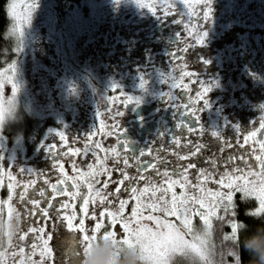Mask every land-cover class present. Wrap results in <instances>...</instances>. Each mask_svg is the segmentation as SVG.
I'll return each mask as SVG.
<instances>
[{"label": "flooded vegetation", "instance_id": "1", "mask_svg": "<svg viewBox=\"0 0 264 264\" xmlns=\"http://www.w3.org/2000/svg\"><path fill=\"white\" fill-rule=\"evenodd\" d=\"M141 3L151 5L155 12L139 5L125 9L119 0L118 29L104 28L93 47L78 45L71 55L63 53L67 67L75 76L66 106L44 115L33 114L22 106L24 109H18L19 119H13L17 126L11 128L3 111L0 118V264L25 262L29 257L40 264V252L49 237L51 251L43 262L83 264L91 247L85 255L87 245L82 239L85 233L70 232L63 217H73L75 229L80 228L83 219L85 227V222L88 224L91 220L92 204L90 201L87 205L86 214L81 211L83 198L88 195L84 183L80 184L79 195L69 196L52 190V185L65 178L60 166L71 178L89 171L92 165L100 172L94 178L100 183L94 187L102 188L103 182L109 181L105 193H111L116 203L127 200L126 210L139 207L142 214L145 209L140 205L147 201L151 191L137 205L131 198V187L142 189L155 185L161 189L157 195L165 196L163 208L172 209V193L162 191L167 187V178L162 173L168 171L171 179H180L183 170L194 164L196 167L188 170L190 183L186 187L177 184L172 189L177 196L175 211L183 210L179 207L182 193L183 197H190L185 199V207L193 225L196 224L192 220L194 212L205 209L193 203L192 197L204 198L207 209L211 199L207 195L209 189L226 191L216 182L226 173L246 177L249 172L260 173L256 156L261 154L260 141H264V129L260 128L264 117V0H208L206 5L203 0H142ZM205 6L210 8L207 18L203 16ZM202 31L206 33L204 42L196 44L195 37ZM184 72L192 75L184 76ZM141 78L147 81L143 88ZM173 83L180 86L173 87ZM112 84L118 85L119 90H114ZM201 84L209 87L203 99L196 95L202 91ZM75 89L80 91L76 95L73 94ZM128 97L133 99L126 103ZM184 105H191V109H185ZM189 110H193L194 115L185 113ZM117 111L123 112V116L117 117ZM182 120L193 126L192 133L177 127ZM114 124L120 125L122 136L112 127ZM110 130L116 134L108 135ZM63 131L65 140L56 135ZM252 132L256 134L250 135ZM17 140L20 141L19 152L10 149ZM124 140H127L128 150L122 146ZM95 142L100 143V149L95 147ZM46 145H55L51 153ZM197 145L204 147L198 155L191 156ZM77 150L83 154L79 165L74 164L72 158V152ZM141 151L145 155L137 163L135 157H139ZM11 153L18 156L11 158ZM181 156L188 158L179 159ZM145 162L155 164L156 168H142ZM26 166L34 167L33 171L25 170ZM201 169L207 170L209 178L197 188L200 181L196 177ZM124 175L134 179L125 180L121 186L119 181ZM141 176L146 179L141 180ZM256 177L260 178L259 175L252 178ZM73 182L68 179L58 187L75 193L77 189L71 187ZM9 183L13 185L11 190ZM25 186L27 194L21 202L20 194L25 192ZM117 188L121 189L118 194ZM41 190H47V195L41 196ZM33 199L41 201L39 210L31 204ZM49 204L52 207L49 208ZM45 210L47 216L43 215ZM110 210L116 213L114 225L109 217L100 216L104 210L91 220L90 237H96L91 245L98 241L106 245L109 241L111 245L114 243L113 259L117 262L118 233L119 237L126 235L115 202ZM129 211L123 213V217L128 216ZM229 212L215 209V215L206 224L211 229H229L233 222L227 216ZM229 219L232 220L228 222ZM172 220L179 222L176 216H172ZM98 222L102 227L93 231ZM110 231L115 232V238L104 239V234ZM20 236L26 238L21 240ZM73 236L77 237L76 254L70 261V245L65 241Z\"/></svg>", "mask_w": 264, "mask_h": 264}, {"label": "rangeland", "instance_id": "2", "mask_svg": "<svg viewBox=\"0 0 264 264\" xmlns=\"http://www.w3.org/2000/svg\"><path fill=\"white\" fill-rule=\"evenodd\" d=\"M118 1L119 0H86L84 5L86 14L79 10L71 13L70 16H65L63 22L59 25L56 18L55 8L50 0H9L7 6V13L9 17L8 36L12 40L13 58L2 68H0V101L4 106L5 121L10 124V128L17 126L13 121L19 119V110L26 109L33 112V114H51L55 112L58 107L67 105L68 94L70 93L75 77L69 68L63 53L68 52L71 55L78 45H88L93 47L95 39L98 37L104 28L105 29H118ZM142 0H140L141 2ZM15 3L16 19L13 20L9 14V7ZM138 4L136 0H122V8L131 9L136 8ZM90 62V59H86ZM111 79V78H110ZM110 79L108 82H110ZM69 82H71L69 84ZM16 85V90L13 92L12 85ZM80 91L74 90L73 94L76 95ZM55 93V96L54 94ZM23 104V105H21ZM59 105V106H57ZM24 108H23V107ZM31 112H29L31 114ZM7 119V120H6ZM11 122V123H10ZM68 130L65 132L67 133ZM64 133V131H63ZM21 138V136L19 137ZM12 151L19 152L20 141H14L10 146ZM18 153H11V158H15ZM74 164L79 165L83 162L82 152H72ZM29 166V165H28ZM25 167L27 171H33V168ZM18 173V171H17ZM260 178H252L253 181H259ZM106 194V193H105ZM107 195V194H106ZM95 197V194L93 195ZM156 197L147 196L145 202L141 205L142 209L148 210L151 215L155 214L162 224L172 223L177 228L190 232L186 237L191 240L192 237H197L196 248L185 245L183 248L190 249L191 253L180 252V249L169 252L166 256V264H217L218 255L211 257L217 249L214 242V233L205 222L201 224L199 215H192V220L196 222L188 225L187 229L183 228V221L188 214V209L185 207L186 198L183 197L184 203L179 207L183 208L182 211L176 209L175 214L169 215L165 210L163 201ZM251 200L255 205L258 201L254 198L245 197ZM112 202H115L116 208H119V201L116 203L114 198L109 196ZM181 200V199H180ZM179 200V202H180ZM156 203L158 206L155 209L149 208L147 205ZM160 203V204H158ZM92 204V214L96 218L99 211H111L109 203L101 204L99 198H95ZM206 210V208H205ZM129 210H124L128 212ZM114 212V211H113ZM201 212L200 210L194 213ZM179 213V215H176ZM229 217L233 215L231 211L228 213ZM132 213L124 219V224L129 221ZM172 216L178 217L179 222L172 220ZM188 217V216H187ZM85 222L84 233L90 236L91 226ZM240 224L239 222L235 221ZM136 223L131 222L130 227H135ZM157 228L156 222L152 230ZM124 229V228H123ZM124 231V235L128 233ZM239 231V228H238ZM231 227L225 232V237H230ZM120 233H118V237ZM236 238L234 237V240ZM151 243L146 238L139 239L134 246L124 247V244L118 243V251L125 248L133 253L145 256L148 261L153 258L148 251V244ZM137 244V245H136ZM114 245V243H113ZM112 245V246H113ZM227 246V258L234 257L235 242L231 239ZM123 247V248H122ZM92 248V245H91ZM124 249V250H125ZM123 251V250H122ZM199 256L201 258H199ZM236 256V255H235ZM205 258V259H204ZM35 258H27L26 261H15L14 264H37ZM41 264V263H40ZM43 264H50L43 262ZM110 264H118L114 259ZM234 264V263H232Z\"/></svg>", "mask_w": 264, "mask_h": 264}, {"label": "snow or ice", "instance_id": "3", "mask_svg": "<svg viewBox=\"0 0 264 264\" xmlns=\"http://www.w3.org/2000/svg\"><path fill=\"white\" fill-rule=\"evenodd\" d=\"M185 2H187V0H185ZM208 2V0H203V3L206 5V3ZM136 3L140 6V7H149L152 8L151 5H145L143 3L140 2V0H136ZM15 8L16 5L15 3H12L9 7V14L11 15L12 19L15 20L16 19V14H15ZM153 12H155V9L152 8ZM210 15V8L206 7L204 8L203 11V16L205 18H207ZM178 23V22H177ZM206 33H204L203 31L201 33H199L196 37H195V43L196 44H202L204 42V37H205ZM187 51V49L185 50ZM207 62V61H205ZM182 75L184 76H191L192 73L190 72H184ZM147 83L146 80H144L143 78H141L140 81V87L143 88L145 86V84ZM180 84L179 83H173V87H179ZM111 87L114 90H119L118 85L116 84H112ZM185 88H187V85H184ZM13 88V92H15L16 90V85L13 84L12 85ZM201 88L202 91H199L196 93L197 97H200L201 99L204 98V96L207 94V92L209 91V87L208 86H204L203 84H201ZM164 95H166L164 93ZM133 98L132 97H128L126 100V103L131 101ZM139 101L137 100V103ZM204 103L205 105L207 104V101L204 99ZM185 109H191V105H184L183 106ZM3 111H4V106L2 101H0V118H2L3 115ZM186 114L194 115V111L193 110H189L185 112ZM185 113H180V115H183ZM123 112L117 111L116 112V116H123ZM114 129H116L119 132V135H121V133L123 131H119L120 129V125L119 124H114L112 126ZM178 128L180 129H187V131L189 133H192L194 131L193 126H190L188 123H186L185 121H181V123H179L177 125ZM260 128L264 129V117H262L261 123H260ZM108 135H113L116 134L113 131H109L107 133ZM255 132H252L250 135H255ZM57 136L60 137L61 140H65V136L63 132H57L56 133ZM213 135H217L216 132H213ZM122 136V135H121ZM249 137H244L245 141H247ZM177 144H179V140L176 141ZM119 143V141H118ZM122 146L127 149V140H124L122 142ZM47 147V151L49 153H51L52 149L55 147V145H46ZM95 147L97 149L101 148V145L99 142H95ZM204 147V145H197L196 146V151H193L191 153V156H196L198 155L199 151ZM128 150V149H127ZM78 151V150H77ZM112 151L118 156L119 152L116 151V149H112ZM260 155L256 156V160H258L260 162V166H261V171L260 173H253V172H249L247 174V177L245 175H240V176H234V175H229V174H225L223 177H221L218 181H216L218 184H220L224 189H226V191H211L210 189L208 190L207 195L211 198L208 201L209 207L205 210V211H201V212H197L194 213V215H199L200 219L208 222L213 215H215V209L217 208H221L225 213L231 211L233 216L235 215V196L237 193H239L241 195V199L243 200L244 197H249V198H254L255 201H258V204L256 205L255 208L253 209H249L247 214L251 215L253 217H262L264 216V141H260ZM145 155V153L143 151L140 152L139 157H135L137 160V163L140 162V160L143 158V156ZM188 157H184L181 156L179 157V159H187ZM2 159V158H0ZM161 163H163V161H160ZM99 163L102 165V161H99ZM128 164V160L125 159V165ZM151 167V168H156L155 164H150V162H145L143 165H141V167ZM196 166L194 164H189L187 166V168H185L183 170V172L181 173V178L180 179H171L170 178V174L168 171H165L162 173V175L167 178L165 180V183L167 184L166 188H163L162 191L163 193H168L171 192L172 193V209H165L169 215H173L175 214V208H176V203H177V196L176 193L174 191H172L173 187L177 184H179L181 187H186L187 184L190 183L189 181V176H188V170L195 168ZM60 170H61V175H64L65 178L61 179L58 181V184L52 185V190L54 192H59V191H63L64 194L72 196V195H79V187L81 183H84L87 185V189H88V195L84 196L83 198V206L81 207V211L84 212L86 214V207L87 205L91 202H95V198L98 197L99 201L101 204L104 203H112V200L109 199V196H111L112 194H105V190L108 188L109 185V181H104L103 182V187L102 188H97L94 187V185L99 184L100 181L95 180V176L99 175L100 172H97L92 165H89V171L87 172H79V170H77L79 172V174L77 176L74 177H67L64 173H63V168L62 166H60ZM101 171H104V169L101 167ZM237 172L240 171V169H236ZM9 179L11 180V173H7ZM158 175H161L160 173H158ZM255 175H259L260 179L259 181H253L252 177ZM91 178V179H90ZM209 178V174L207 172V170L205 169H201L196 177V179L198 181H200V184H197L195 187L199 188L200 185L204 182H206ZM68 179L73 180L74 182L71 184V187L73 189H77V192L72 193V192H68L66 189H61L58 187V185H64L66 183V181ZM134 178H130L127 175H124V179L119 181L120 185L123 186L124 185V181L125 180H129L131 181ZM141 180L146 179L144 176L140 177ZM47 183V181H46ZM9 189L11 190L13 185L11 183H9L8 185ZM35 190V189H33ZM120 188H117L116 194H118L120 192ZM130 191L132 193V199H135L137 201V205H140V199L142 197L145 196V194L149 193L151 191V196L152 197H156L157 196V192H160L161 189L157 188L155 185H150V186H145L142 189H138L137 187H131ZM93 192L95 193V197H93ZM137 193H139V195H137ZM27 194V187L25 186V192H22L20 194L21 196V202H23L25 196ZM40 195L41 196H46L47 195V190H41L40 191ZM182 198L180 200V203H184V199L183 196L184 194H181ZM53 199H55V197H53ZM158 200L160 201H165V196L162 194L159 197H157ZM193 203H198L199 207L201 209H205V199L204 198H200L199 200H197L196 197H192L191 198ZM41 203V201H37L35 199L31 200V204L34 206V208H36L37 210H39V204ZM128 203L127 200H120L119 201V213L121 214V219H123V213L125 210V206ZM142 206V205H140ZM149 208L151 209H155L158 205L156 203H152L147 205ZM52 207L51 204H49V208ZM62 207H66V205H62ZM44 216L48 215L47 210H45L43 212ZM101 217H109L110 220L109 222L111 224H115L116 221V213H113L111 211H102L100 213ZM94 219H96L95 217H93ZM223 218L224 217H220ZM64 220L67 221V226L70 232L72 231H79V232H84V220L81 219L80 220V228L79 229H75L74 225H73V217L71 216H65L63 217ZM146 219L147 221H154L156 222L157 228L155 230L149 229L146 226H144L142 224V220ZM132 220L136 221V226L135 227H130V224L132 222ZM191 223V220L185 216L184 221H183V228L187 229L188 225ZM231 235L234 236L237 240H238V228L241 230L242 229V225L238 224L236 222H232L231 223ZM102 227L101 223H96L95 224V228L93 231H99L100 228ZM123 228L125 229V231L128 233V235L126 236V238L119 240L120 243L122 244H127V243H133L136 242L139 239H144L146 238L147 240H149L151 243L148 244V251L149 254L153 257L150 261V264H166V256L169 252L172 251H176L178 249L183 248L185 245H188L192 248H196L197 245V237H192L191 240L187 239L186 237H188L190 235L189 231L186 230H182L181 228H177L175 225H173L172 223L168 222V223H161L156 217H154L153 215H148L146 217L142 216L140 211H139V207H133L132 209V215L129 218V221L127 223H125L123 225ZM31 231V230H30ZM114 237L115 238V232L114 231H110V232H106L104 234V239H107L108 237ZM26 237L25 236H20L21 240H24ZM51 237H49L48 240L44 241V247L40 252V256H41V264H43V259L44 257L50 253V249L48 248V243L50 241ZM83 242L86 243V247L84 249V253L85 255L87 254L88 250L91 247V241H94L96 239L95 235L93 236H88V235H84L83 236ZM76 241H77V237L73 236L70 239H66L65 243L70 245L69 247V251H68V255L70 258V261L75 257V245H76ZM33 247L35 248L36 245H33ZM240 250L239 249V254H240ZM243 250L245 251V249L243 248ZM239 254L234 256V264H242V261L239 259Z\"/></svg>", "mask_w": 264, "mask_h": 264}, {"label": "trees", "instance_id": "4", "mask_svg": "<svg viewBox=\"0 0 264 264\" xmlns=\"http://www.w3.org/2000/svg\"><path fill=\"white\" fill-rule=\"evenodd\" d=\"M53 3V6L55 8L56 18L59 22V25L63 22L65 16H70L71 13H73L76 10H79L80 12L86 14V9L84 5L86 4V0H50ZM9 0H0V68L4 67L12 58L14 53L12 52V40L8 36V26H9V17L7 13V6H8ZM237 204L235 205V215H231V218L233 219V222L237 221L242 225V229L238 231V242L235 239L234 236L230 235V237H225V232L229 230L225 227H218L213 229L214 233V242L216 245V251L211 254V257L218 255V258H214L217 260V264H232L234 263V257L227 258V246H225L226 243L231 241V239L235 242V255L239 254V259L242 261V264H248L250 260L249 253L244 251L243 248H245V243L248 241H252L258 245L264 246V216L262 217H253L251 215H248L247 212L249 209H253L256 207L254 202L251 200H247L245 197L242 200L241 195L235 196V199H237ZM249 198V197H248ZM129 210V209H128ZM131 214L132 211H129ZM232 213V212H231ZM142 216L146 217L148 215H151L150 212H147L146 210L141 214ZM229 215V214H227ZM155 216V214H153ZM128 216L124 215L123 217V223L124 219ZM232 219H229L228 222H230ZM135 221V220H132ZM136 222V221H135ZM144 226L151 229L155 225L154 221H147L146 219L141 221ZM124 230V229H123ZM124 233V231H123ZM124 239V237H118V243L119 240ZM134 246V244L127 243L124 244V247ZM137 245V244H136ZM123 248V247H122ZM121 249L118 251V264H121L122 260L131 259L133 264H150V261H148L145 256H141L140 254L133 253L129 251L128 249ZM123 250V251H122ZM199 258H201L199 256ZM205 259V258H204ZM253 259H255L253 257ZM205 264L207 262H204ZM258 264V262H256Z\"/></svg>", "mask_w": 264, "mask_h": 264}, {"label": "clouds", "instance_id": "5", "mask_svg": "<svg viewBox=\"0 0 264 264\" xmlns=\"http://www.w3.org/2000/svg\"><path fill=\"white\" fill-rule=\"evenodd\" d=\"M244 249L250 256L248 264H256V262L258 264H264V246L248 241L245 243ZM180 252H188L190 254L191 250L181 248ZM115 254L116 249L111 245L110 241L107 245L103 241L94 242L89 253L85 256L83 264H110ZM121 264H133V262L129 258L122 260ZM196 264H198V261Z\"/></svg>", "mask_w": 264, "mask_h": 264}, {"label": "bare ground", "instance_id": "6", "mask_svg": "<svg viewBox=\"0 0 264 264\" xmlns=\"http://www.w3.org/2000/svg\"><path fill=\"white\" fill-rule=\"evenodd\" d=\"M127 236V235H126ZM124 238H126L125 236H124Z\"/></svg>", "mask_w": 264, "mask_h": 264}]
</instances>
